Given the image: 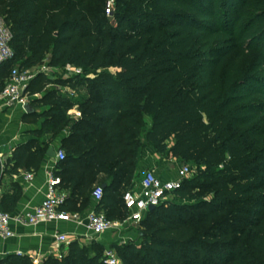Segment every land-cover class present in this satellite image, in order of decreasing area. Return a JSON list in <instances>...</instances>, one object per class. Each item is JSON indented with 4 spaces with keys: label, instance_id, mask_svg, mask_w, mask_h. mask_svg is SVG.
I'll return each mask as SVG.
<instances>
[{
    "label": "trees",
    "instance_id": "16d2710c",
    "mask_svg": "<svg viewBox=\"0 0 264 264\" xmlns=\"http://www.w3.org/2000/svg\"><path fill=\"white\" fill-rule=\"evenodd\" d=\"M106 1L0 0L13 51L0 91L11 68L46 57L82 70L37 72L25 89L35 111L24 119L44 118L35 135L68 132L54 172L69 193L61 209L75 213L103 174L95 211L123 221L144 140L193 171L138 223L139 242L110 244L119 264H264V0H115L114 23ZM54 84L85 95L75 101ZM48 147H16L13 169H37ZM0 264L34 263L13 254ZM42 264H106L104 246L71 241Z\"/></svg>",
    "mask_w": 264,
    "mask_h": 264
},
{
    "label": "crops",
    "instance_id": "0c3cea01",
    "mask_svg": "<svg viewBox=\"0 0 264 264\" xmlns=\"http://www.w3.org/2000/svg\"><path fill=\"white\" fill-rule=\"evenodd\" d=\"M56 88L58 89V87ZM66 88L69 89L67 86ZM60 92L64 93L65 89ZM24 96L26 102H30V96L26 93ZM40 96L41 94H38L35 97ZM42 109H47V107L43 106ZM75 111L77 110L74 109L70 113L74 115ZM25 115L23 106L20 104L9 108H0V207L3 211L12 215L9 226L14 234L9 238L0 237V261L9 255L20 254L30 257L34 264H42L49 256L60 257L71 241L76 240L80 244H88L91 240H95L104 247H108L112 242V236L116 238L114 240L123 241L125 237L131 239L136 233L134 226L124 227L118 231L105 232L98 236H94L86 227L85 216L87 212L95 210L98 203L93 197V191L96 187L105 184L103 174L98 176L88 199L83 204L81 200H78L74 205V211L80 217L77 221H52L37 225H25L15 219L16 216L25 214L40 204L44 197L47 172L57 171L60 160L56 156L47 157L44 155L37 169L18 168L15 170L12 167L14 149L33 140L40 145L45 143L53 146L55 150L61 149V139L68 134L67 131H63L50 142V133L41 132L39 135H35L36 131L41 130L44 118H40L36 122H30L24 119ZM143 142L147 150H140L138 154L136 179L132 189L138 187L139 176L147 170L154 171L164 180L176 178L177 170L168 173L160 169V165L154 157L155 150L153 146L144 140ZM26 172H32L33 179L31 181L24 178ZM64 193L69 194L68 191H64ZM57 234L66 235L68 244L57 242L55 240Z\"/></svg>",
    "mask_w": 264,
    "mask_h": 264
},
{
    "label": "built area",
    "instance_id": "2783aa9c",
    "mask_svg": "<svg viewBox=\"0 0 264 264\" xmlns=\"http://www.w3.org/2000/svg\"><path fill=\"white\" fill-rule=\"evenodd\" d=\"M113 0H107L105 12L111 14V5ZM11 32L4 20L0 18V65L10 61L13 57V51L10 47ZM63 73V78L80 75L82 70L67 64L65 67L58 68ZM44 72V71H39ZM45 73V72H44ZM36 73L30 70H20L13 67L7 77L4 87L0 91V108H9L20 104L24 106L25 89ZM46 74V73H45ZM76 117L80 116L78 111L74 112ZM55 156L58 160L64 159V151L57 149ZM192 167L181 165L177 170V177L174 179L164 180L154 171L147 170L144 172L139 181L137 188L126 191L123 195L124 206L127 211V217L123 221L107 219L103 212L91 210L85 216L86 227L94 235L98 236L109 231H118L124 227H137L138 223L148 212L149 206H158L170 193L177 189L182 180L192 174ZM24 178L27 181L33 179L32 172H26ZM61 179L54 172L49 171L46 175L44 197L40 204L35 206L31 211L18 215L15 219L25 225H37L45 222H68L77 221L80 217L78 213H72L61 209L66 194L60 188ZM102 196V188L96 187L93 191V197L98 201ZM12 215L3 211L0 207V237L9 238L14 234L10 229L9 222ZM137 229V228H136ZM55 240L62 244H68L66 235L57 234ZM104 262L106 264H119L114 250L110 247L104 250Z\"/></svg>",
    "mask_w": 264,
    "mask_h": 264
},
{
    "label": "rangeland",
    "instance_id": "374dc122",
    "mask_svg": "<svg viewBox=\"0 0 264 264\" xmlns=\"http://www.w3.org/2000/svg\"><path fill=\"white\" fill-rule=\"evenodd\" d=\"M126 3L130 2V0H125ZM118 8L115 6V0H113V4L111 5V14H107L105 12L106 17L110 20L111 23H114V20L112 18V13L117 11ZM260 10H256V12H259ZM241 29V25L240 24H236L235 25V30L234 33H238ZM31 71H33L34 73H37L39 71H44L50 78L53 77L52 79H58L59 77L63 78V73L61 72V70H58L55 67L49 66V57H46V59L41 62L38 66H36L35 68L31 69ZM95 74L93 72L85 74L84 76L86 77H93ZM53 87H58V89H60V91L62 89H65V95H67L70 99H73L75 101L80 100L84 95H85V90L82 87H79L77 89H67L65 85H52ZM61 86V87H59ZM30 99V98H29ZM73 117H76L75 115H73ZM147 150L146 147L144 146L141 150ZM154 153V152H153ZM154 157L156 159V161H158L159 165H160V169H162L164 172H168V173H172L174 170H178V167H180L181 165H187L192 167V164L190 162H186V161H182L168 153H164V154H158V153H154ZM172 166V167H171ZM174 171V172H175ZM144 174V173H143ZM142 175L139 176V181L142 178ZM131 189H128L127 191H129ZM169 198V196L166 197V199ZM129 227V226H128ZM137 228V227H136ZM136 233L131 237V239H129V237H125V239L122 240H114L116 238H114V236L111 237L112 242L110 244H117V245H122L125 243H128L130 241H134V242H139V235L137 232V229H135ZM108 247H104V250Z\"/></svg>",
    "mask_w": 264,
    "mask_h": 264
},
{
    "label": "water",
    "instance_id": "95a60500",
    "mask_svg": "<svg viewBox=\"0 0 264 264\" xmlns=\"http://www.w3.org/2000/svg\"><path fill=\"white\" fill-rule=\"evenodd\" d=\"M23 109H24L25 114H29V113H32V112L35 111L34 108L30 105L29 102H26V103L24 104ZM55 154H56V150H55V148H54L53 146H49L48 149H47V151H46V156H47V157H54ZM105 186H106V185L103 184V185L101 186V188H105ZM153 209H155V206H149L148 211H151V210H153Z\"/></svg>",
    "mask_w": 264,
    "mask_h": 264
}]
</instances>
